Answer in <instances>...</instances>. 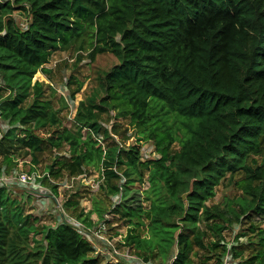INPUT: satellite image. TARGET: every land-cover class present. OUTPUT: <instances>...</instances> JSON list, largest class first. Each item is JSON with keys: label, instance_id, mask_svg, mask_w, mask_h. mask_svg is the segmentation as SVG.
Wrapping results in <instances>:
<instances>
[{"label": "trees", "instance_id": "trees-1", "mask_svg": "<svg viewBox=\"0 0 264 264\" xmlns=\"http://www.w3.org/2000/svg\"><path fill=\"white\" fill-rule=\"evenodd\" d=\"M15 12L26 17L24 26ZM71 47L88 50L92 60L111 54L116 63L78 102L70 130L44 85L32 79L38 71L48 74L44 67L54 51ZM0 81V119L10 127L0 137L4 171L17 166L13 141L32 157L66 146L69 157L56 158L50 175L77 176L93 166L107 194L122 199L146 177L148 206L125 201L115 207L129 225L123 244L145 260L175 240L172 264H192L195 248L221 264L222 233L244 218L256 222L247 228L253 251L238 264H264V0H0ZM112 111L151 140L160 158L142 160L138 145L103 148L98 137L108 132L98 118ZM253 156L258 160L251 159V167ZM120 166L121 174L114 170ZM236 173L239 210L226 215L208 207L215 187ZM64 206L75 209L77 202L67 200L63 209L89 221L90 214L74 215ZM94 213L102 218L106 211ZM93 249L66 223L37 232L0 187V264H128L102 263Z\"/></svg>", "mask_w": 264, "mask_h": 264}, {"label": "rangeland", "instance_id": "rangeland-1", "mask_svg": "<svg viewBox=\"0 0 264 264\" xmlns=\"http://www.w3.org/2000/svg\"><path fill=\"white\" fill-rule=\"evenodd\" d=\"M13 18L19 26H24L26 17L13 13ZM88 50L75 51L74 47L68 50H56L52 53L48 64L45 65V69L48 74L38 71L33 81H39L44 85L45 97L51 103L53 110H57L61 125L67 129H73V118L78 102L85 96L94 90L97 85V79L99 75L111 68L116 63L115 57L111 54H101L96 56L93 60L88 55ZM50 86V87H49ZM80 86V88H79ZM79 88V89H78ZM74 93V99L70 100L69 95ZM66 102L72 101L67 108ZM99 123L108 132V137L102 139L98 137L103 148L115 146L121 150H127L129 146L138 145L140 148V154L142 160H157L160 155L155 149L151 140L141 139L142 136L138 135L136 129L133 128L128 121V118L118 116L115 111L110 112L107 117L100 116L98 118ZM5 130L1 128L0 137L5 133ZM85 132V131H83ZM40 137L45 138L48 134L46 132L37 133ZM22 136L20 132V137ZM14 142V143H13ZM13 160L17 166L13 169L3 170L4 166L0 168V175L4 174L5 178L10 175L15 176L18 172H27L28 174L36 173L44 175L39 180L43 188L50 191V197L39 192H35L23 186H18L16 183L11 185H3L9 193L11 198H14L21 208L22 216H28L32 220L37 232L44 226L54 227L58 224V217L55 207V202L51 196L59 200V205L63 209V205L67 200H73L77 202V208L67 209L69 212L75 210L78 214L80 210L85 215H89V221L83 223L76 216L70 213L64 212L81 221L87 228L97 235L107 238L113 248L120 255L113 254L112 250L104 243H101L92 234V238H86L93 246V254L98 257L100 262L115 261L116 259H122L123 256L128 254H135V256L144 262H151L153 264H172L174 261L178 245L175 240L172 245H165L161 250L157 251V258H151L145 260L143 255H140L136 250H129L127 246L123 244L124 236L129 228L127 219L120 213L115 211V207L119 206L122 202L127 201L128 206H148L146 200L147 192H149V184L146 181L143 184L139 182H133L132 188L127 191L126 198L122 199L119 194L108 195L104 184V177L99 168L93 166L87 167L82 174L77 176H69L65 171H61L59 177L50 175L48 172V166H50L56 158L67 159L68 153L66 146L60 149L45 148L37 157H32L28 153V150L22 145L13 141ZM179 145L173 144L171 150L177 151ZM18 154V155H16ZM16 155V157H15ZM12 156V155H11ZM37 158V162L33 160ZM251 159L258 160L257 157H251L249 164L251 167L255 165L251 163ZM1 160V158H0ZM117 173L121 174L123 167H117ZM241 178L239 173H236L233 179H225V181L215 187V195L209 198L205 204L212 209H219L226 212V215H230L231 211L239 210L238 201L242 196V191L237 185V180ZM125 180L120 178L119 181L123 184ZM117 180H112V184H115ZM4 183V182H2ZM0 183V184H2ZM2 187V186H0ZM39 194V198L36 197ZM150 196V194H149ZM124 200V201H123ZM101 209L106 211L102 218H98L94 210ZM87 213V214H86ZM92 217L93 220L90 218ZM254 219H258L257 216ZM255 225V221H249L244 218L240 222H232L223 231L222 244H225L227 251L222 254L221 262L228 258L229 264H238L240 261L246 259L253 251V235L247 231L250 225ZM142 236H148L145 229L139 230ZM32 235V234H31ZM40 238V234L33 236V240ZM195 253L190 256L192 264H213L211 260V253L206 251H198L194 249ZM235 253L241 254L240 257H235ZM123 260V259H122Z\"/></svg>", "mask_w": 264, "mask_h": 264}, {"label": "built area", "instance_id": "built-area-1", "mask_svg": "<svg viewBox=\"0 0 264 264\" xmlns=\"http://www.w3.org/2000/svg\"><path fill=\"white\" fill-rule=\"evenodd\" d=\"M1 84H2V82L0 81V85ZM72 103H73L72 101H68L70 113H71L70 104H72ZM75 112H76V110H75ZM73 116H72V118H73ZM1 128L5 130L4 132H6L10 127L6 122H4L0 119V130H1ZM43 177H44V175H39L36 173L28 174L27 172H18V173H16L15 176L10 175L8 178H5V175L2 174V175H0V183H2V182H4V183L0 184V186L11 185L13 183H16L18 186L26 187L30 190H33L35 192H39L41 194H44V195H47L50 197V191L43 188V186L39 182V180L42 179ZM39 196H40L39 194H36V197L39 198ZM51 197L55 202V207H56V212H57V217H58V224L66 223V224L72 226L85 239L86 238L87 239L92 238V234H93V236H95V239H97L101 243L106 244L112 250L113 254H115V255L117 254V255H120V257H122L121 254H119V252H117L115 250V248H113V246L111 245L110 241L107 238L102 237L100 235H97L96 232L93 233L81 221L77 220L76 218H74L72 216H69V214H66L64 212V210H62V208L60 207V205L58 203L59 200L53 196H51ZM226 251H227V249H226ZM122 259L128 264H153L151 262L142 261L141 259L137 258L135 256V254L126 253ZM227 260H228V258H226L223 261V263L221 262V264H229Z\"/></svg>", "mask_w": 264, "mask_h": 264}, {"label": "water", "instance_id": "water-1", "mask_svg": "<svg viewBox=\"0 0 264 264\" xmlns=\"http://www.w3.org/2000/svg\"><path fill=\"white\" fill-rule=\"evenodd\" d=\"M192 187H193V185H192V183H190V186H189V190H188V192L182 194V199H183L184 201H185L186 196L192 191Z\"/></svg>", "mask_w": 264, "mask_h": 264}, {"label": "crops", "instance_id": "crops-1", "mask_svg": "<svg viewBox=\"0 0 264 264\" xmlns=\"http://www.w3.org/2000/svg\"><path fill=\"white\" fill-rule=\"evenodd\" d=\"M92 220H93V218L92 217H90Z\"/></svg>", "mask_w": 264, "mask_h": 264}]
</instances>
